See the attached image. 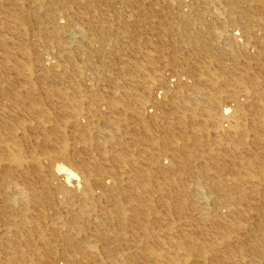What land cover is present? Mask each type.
<instances>
[{
    "label": "bare ground",
    "instance_id": "1",
    "mask_svg": "<svg viewBox=\"0 0 264 264\" xmlns=\"http://www.w3.org/2000/svg\"><path fill=\"white\" fill-rule=\"evenodd\" d=\"M0 264H264V0H0Z\"/></svg>",
    "mask_w": 264,
    "mask_h": 264
}]
</instances>
